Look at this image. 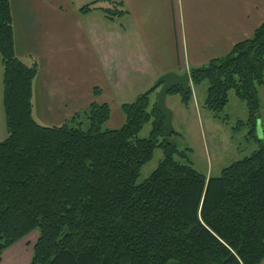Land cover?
Returning <instances> with one entry per match:
<instances>
[{
	"label": "trees",
	"instance_id": "trees-1",
	"mask_svg": "<svg viewBox=\"0 0 264 264\" xmlns=\"http://www.w3.org/2000/svg\"><path fill=\"white\" fill-rule=\"evenodd\" d=\"M94 0L112 19L125 13ZM2 104L6 137L0 140V256L40 230L28 264H261L264 260V142L257 139L264 85V22L224 55L188 69L191 85L175 87L187 105L192 87L207 82L204 107L218 119L229 93L244 102L250 155L218 176H205L166 137L164 117L150 88L120 105L124 122L110 129L107 103L92 102L57 125L33 115L35 60L15 52L10 0H0ZM95 95L98 90L94 89ZM151 121L147 137H140ZM172 134H176L173 131ZM156 149L162 157L137 182Z\"/></svg>",
	"mask_w": 264,
	"mask_h": 264
},
{
	"label": "crops",
	"instance_id": "crops-1",
	"mask_svg": "<svg viewBox=\"0 0 264 264\" xmlns=\"http://www.w3.org/2000/svg\"><path fill=\"white\" fill-rule=\"evenodd\" d=\"M92 1L10 0L16 55L38 64L34 95L44 125L60 124L97 102L109 105L106 127L120 128L124 122L120 105L127 102L121 100L127 95L122 86L135 88L131 102L152 88L160 75L183 74L226 54L264 22V0H113L122 2L118 9L125 13L112 19L101 9L80 11ZM2 92L0 59L1 97ZM259 95L257 119L264 136V85ZM198 103L195 98L182 103L180 115L193 108L200 113ZM166 106L171 122L175 119L173 130L182 137L180 115ZM26 237L1 254L0 264L6 252L13 262L5 264L29 263Z\"/></svg>",
	"mask_w": 264,
	"mask_h": 264
},
{
	"label": "rangeland",
	"instance_id": "rangeland-1",
	"mask_svg": "<svg viewBox=\"0 0 264 264\" xmlns=\"http://www.w3.org/2000/svg\"><path fill=\"white\" fill-rule=\"evenodd\" d=\"M98 3L102 7L112 6L109 0H100ZM22 61L26 64H31L32 62L28 59H23ZM34 83L33 88L35 85ZM207 86V82H202L201 84L192 87V100L195 98L197 102H199V108L202 110L200 111V113H197L193 108V111H188L186 113L187 116L186 114L180 115L182 110V102H179L180 97H178L177 94H167L165 103L166 105H171L174 113H178L180 115V118L182 119L181 129L183 130V136L179 137L176 134H171L170 140L174 144L179 145L181 149L183 147H189L188 150L185 151V153L187 154V157L189 158L192 166L198 172L204 174L207 177H215L220 174L221 170L224 167L228 166L233 161L242 159L243 157L250 155L259 146L257 139L264 142V136H262V131L259 127L260 120L258 119L257 129L255 132L257 139L255 137L249 136L248 128L245 125H238L239 120L245 121L246 119V117H244V111H246V107L244 102L237 98L233 91H230V101L221 113V117H223L224 119L215 118L212 112L208 111L203 106ZM123 87H125L127 95L121 100L130 102V100L136 94L135 88L127 85L122 86L121 88ZM34 90L35 89H33V115L37 122H39L40 124H45L37 115L38 112L35 103ZM141 90L142 89L140 87V91ZM172 97H175L178 103L174 104L172 102ZM113 110L115 113V109ZM174 124L175 119L173 120V123L171 122V126L173 127ZM106 126L107 125L105 124V127ZM150 129L151 121L143 126V128L139 132V136L147 137ZM6 135L7 133L5 127L2 97L0 95V140L4 139ZM161 157V150L156 149L154 151L152 159L141 168L137 182H141L150 175V173L156 168L157 163L159 162ZM39 234L40 230L37 228L29 233L26 237L28 243H26L25 247L27 253L30 254L31 257L33 253V244ZM8 255L9 252H6L5 256L3 257V264L13 262V260L10 259L11 255ZM17 262L18 261H15L14 264H17ZM24 262L25 260L18 264H26ZM261 263L264 264V261H262Z\"/></svg>",
	"mask_w": 264,
	"mask_h": 264
},
{
	"label": "water",
	"instance_id": "water-1",
	"mask_svg": "<svg viewBox=\"0 0 264 264\" xmlns=\"http://www.w3.org/2000/svg\"><path fill=\"white\" fill-rule=\"evenodd\" d=\"M189 80L188 72L177 74L170 71L160 75L153 85L154 88H158L155 102L158 111L164 117V133L166 137H169L173 131L171 126V110L165 103L166 96L175 87L186 89L189 85Z\"/></svg>",
	"mask_w": 264,
	"mask_h": 264
}]
</instances>
